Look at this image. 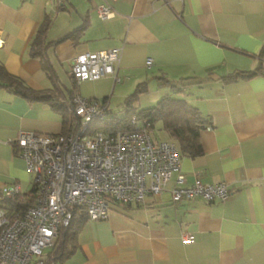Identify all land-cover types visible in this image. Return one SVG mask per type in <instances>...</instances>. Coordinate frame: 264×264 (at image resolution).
<instances>
[{
  "label": "crops",
  "instance_id": "crops-1",
  "mask_svg": "<svg viewBox=\"0 0 264 264\" xmlns=\"http://www.w3.org/2000/svg\"><path fill=\"white\" fill-rule=\"evenodd\" d=\"M102 2L0 0V65L34 90L54 89L61 102L80 94L118 114L140 83L143 93L156 81L159 100L183 97L198 108L202 153L183 152L165 129L169 139L152 134L181 153L168 189L144 203H111L107 218L84 222L69 257L47 264H264V74L237 76L264 66V0H116L107 19ZM46 18L44 54L34 55ZM112 47L121 48L120 82L72 77L76 55ZM139 95L136 110L159 101L139 109ZM21 130L60 134L62 114L0 85V189L24 193L33 176L13 145ZM180 174L184 185L227 183L230 195L175 202Z\"/></svg>",
  "mask_w": 264,
  "mask_h": 264
},
{
  "label": "built area",
  "instance_id": "built-area-1",
  "mask_svg": "<svg viewBox=\"0 0 264 264\" xmlns=\"http://www.w3.org/2000/svg\"><path fill=\"white\" fill-rule=\"evenodd\" d=\"M98 6L100 18L115 16L113 2ZM121 48L112 47L76 55L71 74L77 82L117 75ZM151 64L152 59H147ZM74 111L78 129L66 134H44L21 130L13 143L33 176L35 202L22 214L9 216L0 207V264H44L41 255L53 245L62 228L73 218V207L86 211L91 220L108 217L111 203H144L148 194L168 189L172 174L181 167V154L170 140H154L150 123L137 115L133 129L90 130L102 119L106 106L76 94ZM180 174L170 192L173 201L201 197L208 202L224 201L230 195L227 183L206 184L197 179L184 185ZM6 195L19 193L18 185L3 188ZM184 240L191 242L192 235Z\"/></svg>",
  "mask_w": 264,
  "mask_h": 264
},
{
  "label": "trees",
  "instance_id": "trees-1",
  "mask_svg": "<svg viewBox=\"0 0 264 264\" xmlns=\"http://www.w3.org/2000/svg\"><path fill=\"white\" fill-rule=\"evenodd\" d=\"M50 25V19L46 18L41 24L35 38L31 42V50L34 55L44 54V38ZM264 74V66L260 64L254 70L241 71L237 76L249 78L254 75ZM1 86L23 95L29 101L49 102L51 106L60 112L63 117V131L61 134L71 133L78 129L80 120L75 114L73 94L68 102H61L58 95L54 94V89L34 90L17 78L8 73L3 65H0ZM73 77V75H72ZM74 78V77H73ZM165 82L169 81L166 79ZM173 87L177 85L170 83ZM145 90L143 83H140L134 93H132L124 103L125 114L111 112L107 107L104 117L91 123L92 130L118 131L133 129L130 119L137 115L144 125L150 123L153 128L157 121H161L163 128L177 142L180 149L195 156L202 153V146L199 140L200 131L205 126V120L201 116L197 107L193 106L183 97H174L165 95L156 105L144 110H136L132 103L137 96ZM16 153L19 154L17 145L13 143ZM181 154V153H180ZM35 186L27 192H19L10 196L6 195L3 189H0V207L5 209L7 215L15 216L22 214L28 207L35 202ZM73 218L71 223L60 230L55 243L51 245L46 252L41 255L44 264L50 261L64 260L69 257L77 248V235L84 222L89 219L86 211L79 207H73Z\"/></svg>",
  "mask_w": 264,
  "mask_h": 264
},
{
  "label": "rangeland",
  "instance_id": "rangeland-1",
  "mask_svg": "<svg viewBox=\"0 0 264 264\" xmlns=\"http://www.w3.org/2000/svg\"><path fill=\"white\" fill-rule=\"evenodd\" d=\"M158 85L156 81H152L150 83V86L146 92H143L139 95L138 101L136 100L135 104L139 106V109L144 108L145 106H149L150 104L157 103L159 100V93H158ZM177 95V93H175ZM139 102L142 104V106L139 105ZM119 114L123 116L125 114V111H120ZM92 131V129L90 128ZM151 132L153 134L154 138H167L169 139V135L166 133V131L163 128V124L161 121H157L155 126L151 128ZM155 140V139H154ZM48 248L44 249V252H46Z\"/></svg>",
  "mask_w": 264,
  "mask_h": 264
}]
</instances>
